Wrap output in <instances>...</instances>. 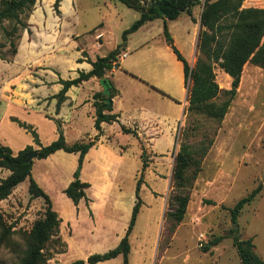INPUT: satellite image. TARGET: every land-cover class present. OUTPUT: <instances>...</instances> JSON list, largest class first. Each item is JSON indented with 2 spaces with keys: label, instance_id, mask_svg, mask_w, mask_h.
<instances>
[{
  "label": "rangeland",
  "instance_id": "rangeland-1",
  "mask_svg": "<svg viewBox=\"0 0 264 264\" xmlns=\"http://www.w3.org/2000/svg\"><path fill=\"white\" fill-rule=\"evenodd\" d=\"M62 1L59 0L56 5V0H36L31 10L24 14L27 28L21 33L17 54L10 62L0 60V144L12 153H16L20 146H25L27 140L35 142L31 132L16 122L24 124L25 121L6 117L7 112L17 115L14 110L6 111V104L2 101L5 95H12V90L18 88V81L30 79L37 69L49 64L48 58L41 57L40 51L50 48V39L63 36L66 23L73 21L75 32L80 35L79 41L90 53L107 55L113 50L115 42L122 43V32L134 22L135 12L118 0H72L74 15L71 14L74 17L65 14ZM199 8L194 9L195 19L192 20L195 26L184 13L168 24L174 46L190 67L194 66L198 56L197 44L201 31ZM250 8L264 9V0H244L235 13L224 17L215 28V42L212 45L215 82L221 91H235L226 115L221 119H207L202 115L185 113L176 133L175 149L170 159L164 167H150L143 172L139 191L142 204L129 235L131 251L128 264H241L232 239L228 237L232 225L228 209L262 183L264 177V70L250 63L252 53L263 41L264 32L241 60L229 55L228 44L237 17L245 16ZM154 26L148 37L152 38L148 47L129 52L125 62L132 69H123V61L113 75L123 89L128 90L126 81H131L133 89L143 84V78L153 76L160 68L170 69L172 73L173 62L177 60L167 48L162 28L159 31L156 24ZM100 37L102 39L99 41ZM145 38L146 34L140 32L133 42H142ZM3 41L0 28V43ZM95 43L101 47L96 49ZM0 52L5 51L0 49ZM177 64L182 70V64ZM169 90L173 92L171 95L165 92V95H159L174 104H182L185 100V82L174 83ZM226 99L227 96L220 94L215 102L221 103ZM184 130L189 134L187 143L195 150L202 144L209 145V149L200 161L196 179H193L196 166L186 173L191 181L189 202L183 212L176 206L171 210L168 201L173 188L174 156L183 140ZM32 131H35L39 144L43 146L38 131L34 127ZM42 138H48L46 131ZM111 142L115 144V139L111 138ZM119 142L123 144V141ZM127 154L129 160L123 165L112 187L111 198L106 208L100 211L105 219L94 224L92 221L95 220L89 219L86 214L87 208H80L77 214L72 202L60 189L66 175H57L61 178V182L57 183L54 173L56 167L44 160H34L33 174L37 176L46 171L51 180L52 204L60 215L61 225L65 227L71 222L73 227L70 237L63 236L67 245L64 253L56 254V248L51 243L46 246V254H52V257L46 255V264L86 261L90 255L103 254L115 248L112 244L94 242L91 232L93 225L109 227L117 237L125 235L142 169L140 157L133 145L128 147ZM9 174L8 170L0 168V181ZM44 208L41 198L32 199L29 196L28 181L16 186L6 199L0 200V264H20L29 244L33 224L43 218ZM94 208L97 209L96 206ZM179 216H182L180 222L170 232L172 223ZM237 225L240 238H251L256 255L264 261V182L261 192L240 211ZM200 234L206 237L202 247L198 245ZM217 237L223 239L206 251L205 245ZM100 264H123V259L118 256Z\"/></svg>",
  "mask_w": 264,
  "mask_h": 264
},
{
  "label": "trees",
  "instance_id": "trees-1",
  "mask_svg": "<svg viewBox=\"0 0 264 264\" xmlns=\"http://www.w3.org/2000/svg\"><path fill=\"white\" fill-rule=\"evenodd\" d=\"M244 0H119L126 7L137 11L140 16L128 29L123 31L122 43L106 56L97 57L94 61L88 60L92 69L85 72H78L79 76L72 80H61L59 83L63 86L62 90L54 98L57 99V110L64 101V94L72 86H78L91 78L98 79L102 91L92 96L93 107L95 109L94 128L101 133L102 123H113L117 121L118 116L111 114L112 99L117 91L114 88L110 75L114 68H117V61L121 49L124 48L127 38L130 34L136 32L147 22L162 19L163 35L167 45L172 50L176 59L183 65L185 77V86L187 90V115H202L207 119L223 118L231 104L235 91H221L215 82V75L212 66V45L215 42V28L217 24L226 16L235 13ZM36 0H0V28L2 30V43L0 49V60L10 62L17 54L18 43L21 33L27 28L24 20V14L31 10ZM59 0H56V5ZM202 4L200 14V27L197 50L198 56L193 67L183 58L180 52L173 44V40L168 32L166 21L176 20L182 13L192 16V9ZM264 32V9L250 8L245 16H238L230 36L229 55L236 59H243L253 49V45L262 36ZM228 54V53H227ZM250 63L264 70V37L261 45L252 53ZM163 94V93H162ZM220 94L227 96V99L221 103L215 100ZM165 95V94H164ZM16 121V119H12ZM19 123L21 127L31 132L35 144L38 146L34 150L31 146L25 147L16 155L11 150L0 144V168L10 172L9 176L0 181V200L6 199L11 191L24 181H28V194L32 199L41 198L45 208L43 218L37 220L31 229L30 240L27 249L23 253L20 264H46L47 258L52 254H46V246L50 243L55 247L56 254L65 252V244L59 237L60 219L55 211L52 210V204L48 195L37 185L31 177V168L33 161L26 162L27 156L37 153L36 159H45L57 151L78 154L76 170L73 174V181L63 191L68 199L77 206L81 199L88 202L85 196L87 184L79 179L82 163L85 155L95 145L97 137L89 142H78L68 145L59 130L58 138L47 146L39 144L35 131H32L31 125ZM123 133H131L137 137L135 131L122 127ZM183 140L174 156V166L172 169L173 188L169 197L168 206L173 210L176 206L179 210L185 211L189 202V187L191 179L186 175L188 170L196 166V173L193 179H196L197 172L200 171L199 164L206 155L209 145L202 144L198 149H194L187 143L188 131H183ZM197 157V158H196ZM142 169L140 177L137 180L135 190V203L132 208L130 221L125 235L118 245L103 254L90 255L86 261L78 260L72 264H98L121 256L123 264H128V255L130 253L129 235L135 225L139 214L142 201L139 197V191L143 182V172L148 167V160L144 148L141 153ZM264 177L262 183L258 184L248 195L239 199L232 208L228 209L231 220V228L228 231V237L232 239L233 247L239 257L241 264H264L255 253L253 240L241 239L237 225V218L242 208L249 204L263 189ZM182 216H179L174 224L172 223L170 232L178 225ZM223 239L217 237L212 242L205 245V250L215 247ZM48 255V257L46 256Z\"/></svg>",
  "mask_w": 264,
  "mask_h": 264
},
{
  "label": "crops",
  "instance_id": "crops-1",
  "mask_svg": "<svg viewBox=\"0 0 264 264\" xmlns=\"http://www.w3.org/2000/svg\"><path fill=\"white\" fill-rule=\"evenodd\" d=\"M196 7H200V24L202 4L192 9V16L188 15L194 26L195 24L192 18L195 19L194 9ZM62 9L66 15L72 17L74 15L72 0H63ZM133 11L135 12L133 15V21L135 22L139 19L140 14L135 10ZM71 13H73V15ZM156 21L159 23H154ZM170 22L173 21H166L167 28ZM154 24H156L159 31H161V28L163 30L162 19L147 22L136 32L128 36L124 48L121 49L126 55L118 58V67L114 68L110 75V80L117 91L116 96L112 99L111 114L119 116L117 121L113 123H102L100 134L94 128L95 109L92 100V96L95 93L102 91L98 79L91 78L78 86L70 87L64 94L65 99L58 110L57 99L54 98L63 88L59 83V79L64 81L75 79L79 76L78 72L87 73L92 69L88 60L94 61L97 57L106 56L92 55L90 53V50L79 41L80 35L75 32V24L73 21L71 23H66L63 36L57 38L52 37L50 39L49 49H40L41 57H47L49 64H45L43 68L37 69L34 72V76H30V79L22 82L18 81V88L12 90V95H5L2 101L6 104V111L14 110L17 115L14 116L7 112L6 117L8 119L16 117L29 125H33L36 131H38L39 138L43 141V146H47L55 141L58 138L59 130L68 145L78 142H89L97 137L95 145L89 149L83 159L79 176L80 181L88 185L84 191L88 202L81 199L77 206L72 203L77 214L80 208H87L86 214L88 218L95 220H91L93 224L96 221L98 222L105 219L100 211L106 208V203L111 198L112 187L119 178L123 165L129 160L127 154L128 147L134 146L140 157V161L142 148H144L149 163L146 169L150 167H154L155 169L161 166L164 167L166 161H168L173 154L176 133L185 117L187 90H185V100L182 104H174L172 103L173 101H167L159 95V93L171 95L173 92L169 89L172 84L185 82L183 65L181 70L177 64L181 62L177 59L176 62H173L172 73L169 72L170 69H168V71L166 68L157 69L153 73V76L143 78L145 80L144 83L134 87V89L131 87V81L125 82L128 85V90L123 89L117 84L116 78L113 76L123 61V69H127L128 71L132 69V66L125 62V60L129 57V52L132 49H144L148 47L149 40L152 39H148V37H150L149 34H152L155 28ZM140 32L145 33L147 38L142 42H133V38ZM101 39L100 37L99 41ZM119 44L120 43L115 42L113 50ZM94 46L96 49L101 47V45L97 43H95ZM167 48L172 52L168 45ZM39 63L40 62L37 61V65H39ZM134 99H136V102H134ZM32 117L35 119H31ZM179 118L180 121H178ZM122 127L135 131L137 137L131 133H123ZM44 131L48 134V138L45 140L42 138ZM111 138L115 139V144L111 142ZM119 140L123 141V144H121ZM24 145L25 146H20L13 155H16L27 146H31L34 150L38 149V146L31 140H27ZM34 160L31 168V177L48 195L52 204L53 196L50 191L51 180H49L48 173L44 170V173L41 175L36 176L33 174ZM40 160H44L56 167L54 169L57 171L54 173L57 183L61 182V178L57 177V175H66L64 184L60 188L64 191L73 181V174L78 162V154L66 153L60 150ZM97 203H99L98 206ZM95 206L97 209L94 208ZM98 209L99 211L96 212ZM52 210L55 211L53 204ZM55 212L60 219L59 213L57 211ZM74 221L77 222V220ZM61 223L62 220L60 219L59 237L62 242H64L65 247H67L66 242L63 240V236L66 238L70 237L73 227L71 222L65 227L62 226ZM91 232L94 242H101L103 245L112 244L117 246L123 236H114L112 229L109 227L102 228V226L98 225H93Z\"/></svg>",
  "mask_w": 264,
  "mask_h": 264
},
{
  "label": "built area",
  "instance_id": "built-area-1",
  "mask_svg": "<svg viewBox=\"0 0 264 264\" xmlns=\"http://www.w3.org/2000/svg\"><path fill=\"white\" fill-rule=\"evenodd\" d=\"M125 55H126V54L123 53V54L119 55L118 58H120V57H124ZM204 243H206V237H205L204 235L200 234L199 237H198V245H199V247H202V245H203Z\"/></svg>",
  "mask_w": 264,
  "mask_h": 264
},
{
  "label": "water",
  "instance_id": "water-1",
  "mask_svg": "<svg viewBox=\"0 0 264 264\" xmlns=\"http://www.w3.org/2000/svg\"><path fill=\"white\" fill-rule=\"evenodd\" d=\"M37 158V153L34 151L32 153H30L27 158H26V162H31L33 161L34 159Z\"/></svg>",
  "mask_w": 264,
  "mask_h": 264
}]
</instances>
